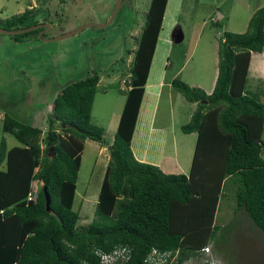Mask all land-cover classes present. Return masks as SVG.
<instances>
[{
    "label": "trees",
    "instance_id": "1",
    "mask_svg": "<svg viewBox=\"0 0 264 264\" xmlns=\"http://www.w3.org/2000/svg\"><path fill=\"white\" fill-rule=\"evenodd\" d=\"M166 1L150 0L144 13L128 89L86 226H76L78 212L72 202L83 142L104 143L103 128L90 122L97 73L75 78L57 91L44 132L3 113L1 129L19 145L6 148L0 139V264H100V253L120 247L127 258L114 264H146L149 256L179 264L199 252L202 264H217L207 244L221 228L213 218L228 178L233 182V214L242 209L264 235V103L256 93H243L250 55L264 50V4L253 10L243 32L220 33L217 73L209 93L176 78L169 81L195 103L188 121L179 126L182 133H196L188 173H164L138 161L130 149ZM33 12L25 8L3 19L1 27L35 24L33 19L27 22ZM35 180L41 182L35 201H27ZM42 187L49 196L48 211Z\"/></svg>",
    "mask_w": 264,
    "mask_h": 264
},
{
    "label": "rangeland",
    "instance_id": "2",
    "mask_svg": "<svg viewBox=\"0 0 264 264\" xmlns=\"http://www.w3.org/2000/svg\"><path fill=\"white\" fill-rule=\"evenodd\" d=\"M149 1L121 0L109 23L97 27L94 24L104 23L109 18L115 0H0V27L3 19L25 8H33L35 12L27 22L33 19L49 25L42 37L38 36V31L17 40L13 35L0 33V139H4L6 148L19 143L1 129L4 112L44 132L46 114L57 91L75 78L91 72L97 73L98 81L90 122L103 128V146L111 143L115 130L113 121L117 123L123 107L133 50ZM263 4L264 0H167L156 49L152 54V74L156 66L163 68L162 61L167 59L169 64L164 70V83L173 76L188 86L205 91L217 70L220 33L223 30L243 32L253 10ZM215 21L218 26H215ZM85 23L93 25L70 36L51 39ZM175 26L182 33V39L176 43L171 40V31ZM169 44L167 55L160 57ZM160 89L154 128L161 123L166 128L173 124V130L168 128L167 134L180 135L178 126L188 121L186 110L191 115L195 106L168 84ZM243 93H256L264 103V63L261 64L256 56H250ZM170 108L179 120L168 116ZM262 129L261 139L264 141V121ZM154 131L151 151L155 143L160 145L161 142V137L155 134L158 130ZM194 137L193 133L183 139L190 146ZM39 144L43 147L42 142ZM99 145L86 139L80 153L72 202V209L78 212L77 227L86 226L93 217L108 159V150ZM184 171L187 172V167ZM226 180L213 218V224L221 228L215 231L207 244L209 254L217 264H264V235L242 209L233 214V182H229L230 178ZM33 184L38 189L41 182L35 180ZM203 259L204 255L199 252L179 264H202Z\"/></svg>",
    "mask_w": 264,
    "mask_h": 264
},
{
    "label": "crops",
    "instance_id": "3",
    "mask_svg": "<svg viewBox=\"0 0 264 264\" xmlns=\"http://www.w3.org/2000/svg\"><path fill=\"white\" fill-rule=\"evenodd\" d=\"M164 14V13H163ZM163 18V17H162ZM162 25V22H161ZM168 43V40H167ZM156 49V46L154 47V51ZM170 50V44L165 46L164 52L160 54V57H164L167 55V53ZM154 54V52H153ZM252 58L254 56L257 57V60L261 62V64L264 63V50L251 54ZM152 63H153V56L150 60V65L148 68V73L146 76V80L143 86V92H142V98H146L145 101H141L138 106V111L134 123V128L132 131V135L130 138V149L134 155V157L138 161H144L151 164H154L158 166V168L163 171L164 173H184L187 174L190 166V161L194 149V143L196 139V133H180V135L177 134H167L168 128L173 130V124H170L167 128L166 126H162L163 123L157 128H154V122H155V116L157 111L158 102L161 95V89L164 84L169 85L170 79L165 80L164 83V70L166 66L169 64L168 60L165 59L162 61V66L160 69L156 66L154 69V75L152 74ZM177 73V72H176ZM217 70H215V74L211 78V82L209 87L205 90L206 93L210 92L213 83L215 80ZM151 74V75H150ZM150 77V81H148ZM204 88V87H203ZM193 103V102H192ZM178 104V103H177ZM195 106V103H193ZM171 105V104H170ZM182 105V103H181ZM180 105V107H181ZM3 116V115H2ZM168 116L171 118H176L179 120V117L177 114H174L173 109H168ZM162 117V116H161ZM186 117L189 119L190 112L189 110H186ZM184 117V119H186ZM116 119V117H115ZM177 120V121H178ZM118 121V120H117ZM264 121V118H263ZM113 127L116 128V120L113 121ZM178 123L177 125H179ZM112 128V125H109ZM180 126V125H179ZM178 126V127H179ZM263 127V125H262ZM158 130L157 135L158 138L161 137L160 145H157V143L154 144V150L151 151V144H152V132L154 134V130ZM161 131H160V130ZM263 130V129H262ZM195 134V137L191 143L190 146H188L187 140L183 139L185 136H189L191 134ZM262 133V132H261ZM98 143V142H97ZM104 144V143H103ZM103 144L99 145L101 148H106L108 150L109 144H107L105 147ZM105 150V149H104ZM149 151V152H148ZM187 167V172L185 173L184 169ZM220 198V197H219ZM216 211V210H215Z\"/></svg>",
    "mask_w": 264,
    "mask_h": 264
},
{
    "label": "water",
    "instance_id": "4",
    "mask_svg": "<svg viewBox=\"0 0 264 264\" xmlns=\"http://www.w3.org/2000/svg\"><path fill=\"white\" fill-rule=\"evenodd\" d=\"M121 5V0H115V3L113 5L112 11L110 13L109 18L101 24H94L97 27H102L104 25H106L107 23H109V21L112 19V17L114 16L116 10L118 9V7H120ZM93 25L92 23H85L82 24L74 29H71L69 31H66L64 33H61L59 36L51 38V39H59V38H64L67 36H70L76 32H78L80 29L86 27V26H90ZM49 27V25L47 23H35V24H31L29 26L26 27H21V28H15V29H4L2 27H0V33L1 34H9V35H16V34H20V33H24V32H28L31 30H35L38 29V36L42 37L41 34ZM182 39V33L180 31V28L178 26H175L172 31H171V40L172 42L176 43L179 42ZM48 40V39H46ZM43 190V195H44V207L45 210L48 211V205H49V196L45 190V187H42Z\"/></svg>",
    "mask_w": 264,
    "mask_h": 264
},
{
    "label": "built area",
    "instance_id": "5",
    "mask_svg": "<svg viewBox=\"0 0 264 264\" xmlns=\"http://www.w3.org/2000/svg\"><path fill=\"white\" fill-rule=\"evenodd\" d=\"M35 196H36V192H35V188L30 189L27 194L25 199L27 201H35ZM123 251L124 248L120 247V248H115L113 249L111 252L109 253H100L99 254V260H100V264H112L113 259H116L117 257H123ZM202 251L204 253L208 252V248L204 247L202 248ZM154 253V252H153ZM145 262L146 264H163V260L160 259V256H149L147 258H145ZM209 264H213L212 261L209 262Z\"/></svg>",
    "mask_w": 264,
    "mask_h": 264
},
{
    "label": "clouds",
    "instance_id": "6",
    "mask_svg": "<svg viewBox=\"0 0 264 264\" xmlns=\"http://www.w3.org/2000/svg\"><path fill=\"white\" fill-rule=\"evenodd\" d=\"M32 188H35L34 184L31 185V189H32ZM37 190H38V189L35 188V192H36V193H37ZM35 197H36V196H35ZM114 249H115V248H114ZM124 250H125V248H124ZM111 251H112V250H111ZM111 251H110V252H111ZM108 253H109V252H108ZM124 253H125V251H123V253H122V254H123V257H117L116 259H113L112 264H114L119 258H122V259H123V258H127V257H124ZM206 254H207V253H206ZM212 262H213V261H212ZM213 264H214V262H213Z\"/></svg>",
    "mask_w": 264,
    "mask_h": 264
}]
</instances>
